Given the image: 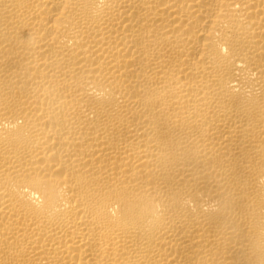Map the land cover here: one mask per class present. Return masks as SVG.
Returning <instances> with one entry per match:
<instances>
[{
  "label": "bare ground",
  "instance_id": "obj_1",
  "mask_svg": "<svg viewBox=\"0 0 264 264\" xmlns=\"http://www.w3.org/2000/svg\"><path fill=\"white\" fill-rule=\"evenodd\" d=\"M0 264H264V0H0Z\"/></svg>",
  "mask_w": 264,
  "mask_h": 264
}]
</instances>
